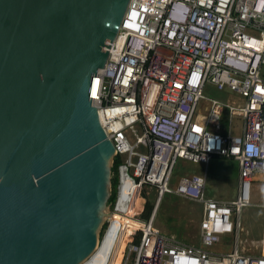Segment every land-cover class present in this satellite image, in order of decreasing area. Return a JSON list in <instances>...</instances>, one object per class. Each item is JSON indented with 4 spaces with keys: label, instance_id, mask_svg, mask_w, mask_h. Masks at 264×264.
<instances>
[{
    "label": "built area",
    "instance_id": "1",
    "mask_svg": "<svg viewBox=\"0 0 264 264\" xmlns=\"http://www.w3.org/2000/svg\"><path fill=\"white\" fill-rule=\"evenodd\" d=\"M108 53L95 74L92 98L120 159L112 216L99 241L100 248L114 231L106 264L122 231L115 216L130 211L143 223L133 222L119 264H264V256L244 254L239 240L241 211L251 205L257 175L264 177V0H130ZM207 84L239 94L242 104L211 100L204 118L195 115ZM224 110L227 131L221 128ZM236 116L240 124L232 134ZM214 156L237 162L233 200L205 196L206 172L183 177L170 188L177 159L207 169ZM144 187L156 193L148 217L143 216ZM164 194L201 205L202 247L154 227ZM225 234L233 235L232 251L206 249Z\"/></svg>",
    "mask_w": 264,
    "mask_h": 264
},
{
    "label": "water",
    "instance_id": "2",
    "mask_svg": "<svg viewBox=\"0 0 264 264\" xmlns=\"http://www.w3.org/2000/svg\"><path fill=\"white\" fill-rule=\"evenodd\" d=\"M130 0H0V264H84L112 216L92 105Z\"/></svg>",
    "mask_w": 264,
    "mask_h": 264
},
{
    "label": "rangeland",
    "instance_id": "3",
    "mask_svg": "<svg viewBox=\"0 0 264 264\" xmlns=\"http://www.w3.org/2000/svg\"><path fill=\"white\" fill-rule=\"evenodd\" d=\"M264 71V68H263ZM203 98L199 101L195 115L205 117L211 100H217L224 104L240 106L242 97L228 89L219 91L216 86L207 84L202 92ZM221 128L228 130L229 122L227 110L222 112ZM234 126L232 134L238 132L240 119L236 116L232 120ZM205 166L201 163H193L184 159L175 161L170 188L175 189L179 179L192 175H203ZM131 173V169H130ZM205 196L216 201H231L235 198L238 182V165L234 159L224 157H212L206 171ZM150 205L156 198L155 191L144 187L141 194ZM251 205L242 209L240 214L239 240L243 253L246 255L264 256V177L257 175L251 192ZM142 206V202H141ZM201 205L188 201L174 194H164L159 202L154 217V227L168 237H174L176 241L189 245L201 246L199 237V223L201 220ZM233 219V218H232ZM105 227H103L104 229ZM262 242V245H261ZM234 239L232 234L220 236V241L206 249L215 254H225L232 251ZM240 249V245H239Z\"/></svg>",
    "mask_w": 264,
    "mask_h": 264
},
{
    "label": "bare ground",
    "instance_id": "4",
    "mask_svg": "<svg viewBox=\"0 0 264 264\" xmlns=\"http://www.w3.org/2000/svg\"><path fill=\"white\" fill-rule=\"evenodd\" d=\"M95 86H96V80H94L91 98H93L95 95ZM126 189L127 188H125V190ZM115 217L117 219L116 220L117 223H122V231L120 234L121 236L119 238L118 244L115 247V251L113 253V256L109 264L120 263L124 245L126 241L130 239V235L131 233H133L135 229L134 226H136L133 224V222L139 224L143 223V220L133 211H130L129 213H118ZM113 238H114V231H111L107 236V240H105L102 246L98 248V250L92 256L91 260L84 264H106Z\"/></svg>",
    "mask_w": 264,
    "mask_h": 264
},
{
    "label": "trees",
    "instance_id": "5",
    "mask_svg": "<svg viewBox=\"0 0 264 264\" xmlns=\"http://www.w3.org/2000/svg\"><path fill=\"white\" fill-rule=\"evenodd\" d=\"M120 163L119 157L114 158L113 164H112V184H111V197L110 202L112 203L114 201L115 195H116V185H117V167ZM152 211V206L149 203L144 204V211L143 216L148 217Z\"/></svg>",
    "mask_w": 264,
    "mask_h": 264
},
{
    "label": "crops",
    "instance_id": "6",
    "mask_svg": "<svg viewBox=\"0 0 264 264\" xmlns=\"http://www.w3.org/2000/svg\"><path fill=\"white\" fill-rule=\"evenodd\" d=\"M205 172L207 171V169L204 170ZM221 202H227V201H221ZM152 206V205H151ZM158 208V207H157ZM199 228V227H198Z\"/></svg>",
    "mask_w": 264,
    "mask_h": 264
}]
</instances>
